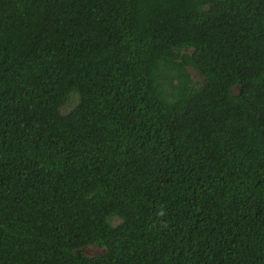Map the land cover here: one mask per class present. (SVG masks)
Segmentation results:
<instances>
[{"label":"trees","instance_id":"16d2710c","mask_svg":"<svg viewBox=\"0 0 264 264\" xmlns=\"http://www.w3.org/2000/svg\"><path fill=\"white\" fill-rule=\"evenodd\" d=\"M0 264H264V0H0Z\"/></svg>","mask_w":264,"mask_h":264},{"label":"water","instance_id":"95a60500","mask_svg":"<svg viewBox=\"0 0 264 264\" xmlns=\"http://www.w3.org/2000/svg\"><path fill=\"white\" fill-rule=\"evenodd\" d=\"M81 251H82L84 254L89 255L90 249H89V248L81 249ZM93 254H95V250L93 251Z\"/></svg>","mask_w":264,"mask_h":264}]
</instances>
